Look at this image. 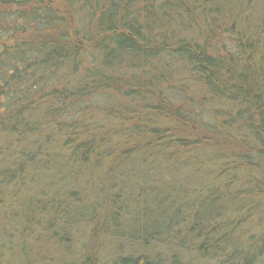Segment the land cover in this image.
I'll use <instances>...</instances> for the list:
<instances>
[{
    "label": "trees",
    "instance_id": "trees-1",
    "mask_svg": "<svg viewBox=\"0 0 264 264\" xmlns=\"http://www.w3.org/2000/svg\"><path fill=\"white\" fill-rule=\"evenodd\" d=\"M228 1L0 0V264H193L98 258L148 195L145 247L264 264V0Z\"/></svg>",
    "mask_w": 264,
    "mask_h": 264
},
{
    "label": "rangeland",
    "instance_id": "rangeland-1",
    "mask_svg": "<svg viewBox=\"0 0 264 264\" xmlns=\"http://www.w3.org/2000/svg\"><path fill=\"white\" fill-rule=\"evenodd\" d=\"M249 0H229L228 2H230V10L233 9V13L234 8H236V6H246L248 3L251 4L253 6V10L258 11L259 8H261V6L259 4H253V2L251 3ZM253 1V0H251ZM248 2V3H246ZM258 2H261V0H259ZM257 3V2H256ZM138 169V173L137 175H134L132 177L133 181L138 180L140 178V183H137L136 181L135 183V188H134V192L138 193L137 194V198H141L140 202L142 201V195L144 193V189L142 187L144 186H151L150 182L148 181L147 177H143L142 176H146V169L143 168L140 164L137 165ZM199 172L193 173L195 175V177L198 175ZM197 179V178H196ZM197 183L196 181L193 180V183ZM140 185V186H139ZM125 186V185H124ZM139 186V187H138ZM128 192V191H127ZM126 192V187H125V191L124 194H127ZM129 193V192H128ZM167 193H168V189H167ZM151 196L152 195H148V197H145V203L147 202L146 206H145V211L144 208L142 206H140L141 208L135 207V204H138L137 202L134 203V201H130V207L133 208L132 213H128V214H123L121 216V220L118 224V230L117 233L113 232V236H107L105 241H104V245L102 247V249L100 250L99 256L98 258L107 263H109V259H111L112 254H117L119 251L123 250L124 254H127L129 252H135V253H141V252H145L148 254H158L160 255L162 258H166L168 257V255H172L173 253H180L181 257H183L185 260L190 261L193 264H217L216 260H206V259H202L200 257H198V253L196 251V249L193 248V246L191 245V241L189 244V247H185V249H180L178 247H173L169 245V243H167V241H164V237L161 238H157V239H150L148 237H145L146 239H148L149 242V247H145L144 245L141 244V240H136L134 237L138 236L139 234L136 233L137 230V225H133V217H136L138 219H140V223L144 222V223H148V212L150 210V206L152 203H150L151 201ZM157 198L159 200L161 199V195H157ZM100 199V197H99ZM139 202V203H140ZM144 203V204H145ZM132 205V206H131ZM135 207V208H134ZM167 209V206H165V211ZM110 228H113L114 226V222L111 221V218L109 217L108 221L104 224L107 225ZM143 224V223H142ZM144 225V224H143ZM148 226V225H147ZM180 228V227H179ZM71 229V228H70ZM90 226H87L86 223H79L76 224L75 226H73V230L71 229V233L73 239H71V241L69 242L72 245V249H73V254H75L74 257L78 256V252L79 250H81V248L83 247V244L85 242V240L87 239L88 235H89V230ZM119 230L122 231V235L120 237V233ZM264 231V225L262 228H260V230L258 232H256L255 237H257L256 240L259 239L260 237V233H263ZM111 233V232H110ZM145 233L143 232V235ZM183 235H187V233L185 232ZM189 238V237H188ZM144 239V238H141ZM190 239V238H189ZM60 246H64L63 243H61L59 241L58 243ZM54 254H57L55 251H52ZM257 264H260L259 262Z\"/></svg>",
    "mask_w": 264,
    "mask_h": 264
}]
</instances>
